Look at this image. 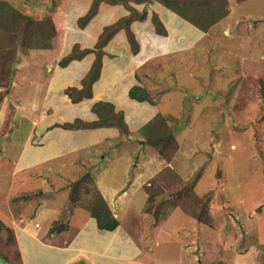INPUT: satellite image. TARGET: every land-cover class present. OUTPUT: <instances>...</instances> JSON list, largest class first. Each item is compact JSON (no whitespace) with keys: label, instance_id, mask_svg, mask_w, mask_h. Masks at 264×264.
I'll use <instances>...</instances> for the list:
<instances>
[{"label":"rangeland","instance_id":"374dc122","mask_svg":"<svg viewBox=\"0 0 264 264\" xmlns=\"http://www.w3.org/2000/svg\"><path fill=\"white\" fill-rule=\"evenodd\" d=\"M237 1L242 0H228V15L203 33L155 1L145 3L143 7L132 2L128 4L134 7L133 10L139 15L144 13L141 19L123 4L104 3L107 6L106 10L111 11L114 6L113 12H110L112 17L115 15L114 20L112 19L110 23L105 21V14L102 12L99 17L102 25H94L102 26L96 44L88 48L91 45L77 44L75 41L71 52L61 58L60 62L72 54L79 56L84 52L79 57L82 59L87 54L93 53L94 61L100 55L102 68L104 49L115 35L113 32L111 39L99 48L98 41L104 31L110 32L113 27L125 25L122 30L125 31L126 37L127 32H130L135 40L130 29L133 23L148 19L155 30L151 18L153 15L161 17V10L159 13L154 10H169L173 15H170L167 25L172 28L180 27L183 32L178 38L179 34L172 35L171 28L170 34L175 42L168 46L170 51L173 50L169 54H162L164 57L160 58V62L151 58L150 65H146V69H143L144 73L150 69V86L153 84L151 92L154 90L151 97H155L154 101L161 106L146 113L150 116L145 124L157 119L159 114L170 117V121L172 119L170 125L178 126L175 137H178L181 145L178 148L177 144L176 149L168 152L166 156L160 155L155 147L144 144L146 139L140 132L143 126L130 129L127 121V135L113 127L88 128L90 130L112 128L117 134L109 136L108 133L102 134L101 142L88 149L89 151L82 152L85 161L81 157L82 153L73 161L66 163V159L59 162L50 161L49 165L52 166L53 172L47 174L45 172L47 169L39 170L35 165L30 168L31 170L9 171L10 160L12 161L16 152L19 153L22 149L15 145V147L10 146L5 143L7 139L4 140V136L7 137L6 134L10 132V127L14 123L12 116L14 98L10 97L9 90L13 85V75L19 60L13 48L17 44L22 45V37L29 35L27 33L30 31H27L23 23L20 25L12 22L14 18L11 13L12 10H17L20 5L19 0H0L5 3V9L0 8V206L2 207H0V264L11 263L13 255L10 252L14 249L12 242H9L11 234L5 231L2 225L10 228L8 225L13 226L20 222L21 218L15 220L11 215L9 216V213H13L12 210L18 203L26 200L24 194L29 195L37 192V189H43L46 182H49L46 183L48 189L52 184L66 183L69 178H73L74 181L77 178L79 180V175L81 174L82 177L86 168L90 169L91 178L87 177L81 181V184L75 183L74 185H79L78 187L72 186L73 183L69 185L70 193L67 192L68 194L62 196L69 203L66 207L70 209L71 206L79 205L87 210L97 193L101 195L96 187L97 179L106 170H108L106 174L109 175L105 181L108 183L111 181L114 185L125 183L128 187L134 183L133 194L129 197L132 198L134 195L137 205L130 210L125 219H122V227L135 241L139 238L140 244L143 245L144 261L154 259L159 264H174V262L180 264L182 260L185 264H190L191 261L193 264H199L197 260L201 261V264H264V0H244L238 4ZM48 2L51 16L42 19H46L44 31L37 30L42 40L47 39L44 37L45 32L55 26L52 13L56 15L59 13L58 10L56 11L58 5L56 6L52 0ZM145 5L150 6V15ZM117 10L121 13L128 10V15L117 16ZM96 14L85 21L86 23L81 20L84 16L77 18L78 26L87 24ZM38 21L41 20L36 22ZM56 23L58 27H65L62 21ZM197 31L201 34H197ZM23 32L26 34L22 35ZM155 34L167 36V34L159 35L156 31ZM183 39L185 44L176 48L175 44H178V47ZM52 42L53 37L50 40V47ZM127 45L132 52L128 39ZM31 50L46 49L31 48ZM154 50L158 51L157 48ZM24 53L25 49L22 54ZM42 55L46 58L50 57V54ZM105 59L113 60L107 55ZM66 65L67 63L64 66ZM25 94L29 96L30 92L27 90ZM132 104L134 109L130 106L124 109L136 111L146 105ZM116 111L125 113L122 109ZM131 114L135 116L134 113ZM144 118L146 117L143 113L138 117L139 120ZM72 121L68 124L73 123ZM89 140L90 137L87 141ZM33 144L37 146V140ZM174 152L178 154L176 159L179 157L183 159L176 164L174 162L168 164ZM152 155L159 160L155 165L150 163L153 160ZM86 159L89 160L87 163ZM147 162L150 163L148 166ZM62 165H64L63 169L60 168ZM177 167L179 168L173 170ZM145 173H150V176L144 178ZM156 191L159 195L154 199V208L150 209L148 197L150 192ZM77 197L79 200L75 201ZM207 197L210 199L207 200ZM207 201L209 206L205 207ZM141 202L143 205L140 207ZM158 206H163V209L160 207L161 211H158ZM69 209L64 211V214L68 215ZM7 210L10 212L8 213ZM177 211L187 215L179 214L182 217L177 220L175 218L178 215L175 214ZM204 211L210 217L209 225L204 223L202 225L194 218V213L204 214ZM24 212L29 213V210ZM15 213H19V210ZM83 218L84 214L78 216L79 221ZM172 219H176L177 228L184 231L177 235V238L183 241L179 245L184 250L182 259L178 257L179 248L174 254L170 250V247H175L177 244V239L170 240L173 235L175 236L174 230L171 231ZM78 220L76 219L74 223L77 224ZM117 220H120L119 216ZM193 220L196 223L192 225ZM37 222H41V219H37ZM156 222L157 226H154ZM160 225L163 228L160 233L162 244L158 248L151 247L154 245L152 242L157 239ZM195 225L203 226L200 231L202 233L196 232V235L202 236L201 239L195 234L187 235V233L192 234ZM167 242L168 245H163ZM114 248L118 249L119 246L115 245ZM194 256L196 260L193 259ZM168 260L173 262L168 263Z\"/></svg>","mask_w":264,"mask_h":264},{"label":"crops","instance_id":"0c3cea01","mask_svg":"<svg viewBox=\"0 0 264 264\" xmlns=\"http://www.w3.org/2000/svg\"><path fill=\"white\" fill-rule=\"evenodd\" d=\"M48 1L49 0H19L20 5L17 7V10L21 12L22 15L29 18L31 17L33 21L42 20L43 17L46 18L49 15L50 10H48ZM52 1L56 6L58 5L56 11L58 10L59 12L57 15L54 12V14L52 13V19L55 25L53 42L51 44L52 47L44 51L26 49L24 54H22V50L20 54L17 55L19 61L13 75V85L9 90L10 97L14 98V109L12 113L14 123L10 127V132H7V137L4 136V140L7 139L5 143H8L10 146L15 145L22 149L19 153L16 152L12 161L10 160V166H8L9 171H25L26 169L33 168L35 165L39 167V170H43L44 168L45 170L47 169L45 171L47 174L52 173L53 169L52 166L49 165L50 161L59 162L65 159V163L73 161L77 156H80V153L89 151L88 149L98 144V142H101L102 134L105 135L108 133V136L117 134L115 129L112 128L94 130L88 128H64V125L70 123L72 120L81 119L83 120L82 122L96 120V115L91 112V109L97 102L110 103L114 106L115 111L116 109H122L123 112H125V115L123 114L124 120L129 123L128 126L130 129L144 126L150 116L146 113H149L148 111L150 109H158L161 108V106L158 105L157 101V103L154 101L155 97H151L154 90L151 92L153 84L150 86V69L145 73L143 69H146V65H150L151 58H155L154 60L156 62H160V58L164 57L162 54H169L173 49L170 51L168 45H173L175 42L172 36L173 33L179 34L177 37L180 38V34L183 32L180 27L172 28L167 25L168 19L171 17L170 15H173L169 10H154L156 13H159L161 10V17L159 18L164 25V29H166L167 36H156L155 30L150 25L148 19L144 22L133 23L130 29L138 45L137 54L134 55L127 45L125 31L119 29L110 40L108 46L104 49L105 56L102 57V68L98 79L91 86V97L89 99L84 98L74 103L70 100L66 91L70 88L76 90L82 88V81L88 75L91 65H93L95 55L91 53L87 54L82 59H73L71 62H68L66 66H60L58 63L61 58L71 52L72 44L75 41L77 44L87 43L91 45L88 48H92L96 44L97 38L102 31V26L94 25H102L99 19L102 12L105 14L106 19L102 16L105 21L110 23L112 19L114 20L115 15L112 17L110 14V12H113L112 8H114V6H112V8L110 7V11V9L106 10L107 6L104 3H101L95 17L87 24L79 27L76 19L87 14L91 7L92 0ZM242 1H237V4L239 2L242 3ZM141 6L143 7L144 4H141ZM145 7L148 8L149 13H147L150 15V6L145 5ZM117 12V16L128 15V10L123 11V13L118 10ZM49 16L47 18H49ZM54 18L57 19L55 20ZM59 21H62L65 27H58L56 22ZM171 28L173 30L172 35L170 34ZM196 33L198 34L200 31ZM184 41L183 39L178 47V44H175L176 48L183 46L185 44ZM154 48H157L158 51H155ZM37 52L39 53L37 54ZM43 53L50 54V57H44L42 55ZM106 55L107 57H112L113 60L105 59ZM134 86L143 90L139 92L138 95H144L148 97V99L140 102L130 99L128 95L129 90ZM259 87L261 88L260 85ZM27 90L30 92L29 96L25 94ZM150 99L152 100L151 103ZM130 101L134 104L137 103V105L138 103L139 105H146L138 108L136 111H132L134 106ZM155 103L156 105H154ZM126 106H130L132 109H124ZM131 113H134L135 116H132ZM142 113L146 118L139 120L138 117ZM16 135L18 136L16 137ZM88 137H90L89 141H87ZM176 139L177 142L180 141L178 137H176ZM36 140L38 142L37 146L33 144ZM180 145L181 144L178 142L177 147L179 148ZM176 151L178 153V150ZM176 155L178 154L174 152L170 156L171 158L168 164L172 162L176 164V162L183 159L179 156L180 159H176ZM81 157L85 161L84 154L83 156L81 155ZM152 159L150 163H153V165H155V162H159L155 155H152ZM88 161L89 160L86 159V163ZM150 163L147 162V166ZM12 166L13 169H11ZM60 168L63 169L64 165ZM178 168L179 167L173 170ZM86 170L90 172V169L86 168L83 173ZM107 172L108 170L104 171V174L98 176L96 187L107 201L113 216L116 219H118V216L120 217V220H118L119 225L114 231L99 230L95 219L90 216L87 210L79 205L71 206L70 209L66 207L69 206V203H67L62 196L70 193L68 191V188H70L69 185L74 182L78 183V178L75 181L73 178H69L67 182H63V184L56 183L50 186L48 185V189L46 183L48 184L49 182H46L43 189H37V192H33L29 195L24 194L26 200H24L23 203H18L17 207L13 208V213L7 210L8 213L10 212L9 216L11 215L13 219L17 220L21 218L19 220L20 222H17L18 225L16 223L13 226H8L13 230V234L15 235L14 238L18 245L22 264L158 263L154 261V259L144 261L143 245L140 244L139 238L135 241L129 233H125L122 227V219H125L130 210H133L137 205L134 195H132V198L129 197L133 194V189L135 187L134 183L129 187L125 186V183H120V185H114L112 181L108 183L105 181L106 177L109 175L106 174ZM148 176H150V173H145L143 177L147 178ZM45 180L48 181L47 179ZM14 204H16V202ZM142 205L143 202L140 203V207ZM67 209H69L68 215L64 214V211ZM16 210H19V213L14 214ZM25 210H29V213H25ZM81 213L84 214V218L79 221L78 216L82 215ZM175 214H178L177 217H175L177 220L182 217L179 214L187 215L181 211H177ZM37 219H41V222H37ZM76 219L78 220L77 224L74 223ZM175 220L176 219H172L173 228H171V231L174 230L175 236L173 235L170 240L177 239V244L175 247H170V250H172L174 254L177 253V249L179 248L178 254L180 256L178 255V257L180 258L184 250L181 246L179 247V245H181L183 241L177 238V235H180L184 231L182 232V230L177 228ZM191 222L192 225L196 223L194 220ZM202 225L199 227L195 225V228H193L194 231L191 232L192 234L187 233V235L193 236V234H195L196 237L201 239L202 236L196 235V232L202 233L200 232L203 228ZM53 226H56V228ZM154 226H157V222ZM54 229L56 230L52 232ZM158 229L157 239L152 242L154 245L151 247L156 246V248H158L159 245L162 244L160 241V233L163 230L162 225H160ZM70 232L72 233L70 234ZM113 241L117 242L112 243ZM168 243L169 242L163 245H168ZM115 245H117V247L119 246V248H114ZM193 259L196 260V257L194 256ZM172 262L173 260H168V263ZM197 262L201 264V261L197 260ZM174 264L177 263L174 262ZM180 264H185V262L182 260ZM190 264H193V262L191 261Z\"/></svg>","mask_w":264,"mask_h":264},{"label":"trees","instance_id":"16d2710c","mask_svg":"<svg viewBox=\"0 0 264 264\" xmlns=\"http://www.w3.org/2000/svg\"><path fill=\"white\" fill-rule=\"evenodd\" d=\"M157 2L162 4L165 8L173 11L178 16L183 18L188 23L192 24L193 26L197 27L200 31L206 32L210 27L215 25L218 21L225 18L229 13V4L228 0H92L91 7L87 14L81 18V20L88 21L97 11L98 6L101 3L110 4V5H116V4H123L126 7L132 10V13H135L139 16V19L143 17L142 13L139 15L138 13L133 10L131 6H129V3L134 4H145L149 2ZM0 8L5 9V3L0 2ZM128 9V10H129ZM11 16L13 15L14 20L12 22L15 24L22 25L27 28V31H30V33H27L29 35H25L24 38L22 37L21 42L23 41L22 45L17 44L13 49L15 50L14 53L17 56L20 54V52L23 49H31V48H40V49H47L50 47V40L54 36V28H49L48 32H45L47 39H41L38 36L37 30H43L45 29L46 19L41 21H33L31 18L22 15L21 12L18 10H12ZM127 19V18H126ZM80 20V23L82 22ZM153 24L155 25V31L159 35H166V31L164 29V26L160 22L158 16L153 15L151 18ZM124 21H126L124 19ZM86 23V22H85ZM125 27L118 26L113 27L110 32H107L108 30L104 31L102 35L99 38L98 41V47L100 48L105 42H108L111 37L112 33L118 32L119 29H122ZM115 28V29H114ZM114 29V31H113ZM116 30V32H115ZM36 31V33H35ZM128 36L127 39L129 40L132 48V53H137L138 51V45L131 36L130 32H127ZM26 34V32H23L22 35ZM31 34V35H30ZM18 35V34H17ZM29 43H28V42ZM84 52H81L79 56H75L74 54L67 56L64 58L60 65L64 66L66 63L73 59H79V57ZM18 57V56H17ZM101 69V62H100V55L96 57V60L94 61L88 75L84 78L82 81V88L80 90H76L74 88H70L66 91V94L70 98V100L74 103L86 98L89 99L91 97V86L92 84L98 79L99 72ZM143 90L139 87H132L129 90V98L136 100V101H143L148 99V97L144 95H138L139 92H142ZM152 100L150 99V103ZM92 112L96 115L97 119L91 123H84L80 120H75L71 124H65L64 128L67 129H81V128H93V127H113L119 130H122L123 133L126 135L128 134V128L127 124L124 120V115L122 112H117L114 109V106L110 103H104V102H97L92 106ZM172 122V119L170 121V117H164V115H157V119L154 121H149V123L145 124L143 128L140 130L142 135L145 137V143L144 144H150V146L155 147L157 149L158 153L161 155L166 156V154L173 149H176V145L178 144L175 134L177 132L178 126L172 127L170 123ZM165 125H162V124ZM90 177L89 171H85L82 173V177L78 180V183L81 184V181H84L86 178ZM91 178V177H90ZM75 182L72 184L74 187H78L79 185H74ZM81 186V185H80ZM77 191V189H75ZM151 191V188H150ZM79 194V192L77 191ZM158 191L151 193L148 197V200H150V209L154 208V199L157 197ZM195 198H197L195 196ZM210 198L207 197V200ZM78 197L77 200L78 201ZM198 200V199H196ZM208 205H205V207ZM209 206V205H208ZM161 207V206H160ZM160 207L158 206V211H161ZM163 207V206H162ZM161 207V208H162ZM176 207V206H174ZM173 207V208H174ZM163 209V208H162ZM198 209V208H197ZM203 208H201L202 210ZM87 211L90 213V216L95 219L97 228L99 230H106V231H114L118 225L119 221L113 216L107 202L104 200V198L97 193L96 198L92 201V204L87 207ZM195 220L197 222H201L202 224L209 225L210 223V217L208 213L206 214L204 211L202 213H194ZM206 225V226H207ZM3 229L5 231H8L10 236V241L12 242V247H14L13 251L10 252L12 256L11 263L10 264H22L21 257L19 254V250L17 248V243L15 238L13 237V232L10 228L5 227L2 225ZM14 245V246H13Z\"/></svg>","mask_w":264,"mask_h":264}]
</instances>
